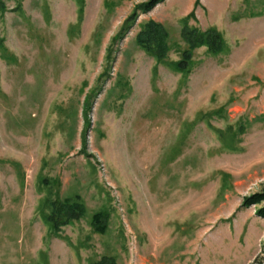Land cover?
Instances as JSON below:
<instances>
[{
  "label": "rangeland",
  "instance_id": "374dc122",
  "mask_svg": "<svg viewBox=\"0 0 264 264\" xmlns=\"http://www.w3.org/2000/svg\"><path fill=\"white\" fill-rule=\"evenodd\" d=\"M6 0L0 18V264H250L264 248V0ZM197 1L199 4H197ZM215 28L226 51H195L182 19ZM168 63L136 43L149 20ZM87 215L54 235L49 202ZM110 214L106 233L91 225Z\"/></svg>",
  "mask_w": 264,
  "mask_h": 264
},
{
  "label": "trees",
  "instance_id": "16d2710c",
  "mask_svg": "<svg viewBox=\"0 0 264 264\" xmlns=\"http://www.w3.org/2000/svg\"><path fill=\"white\" fill-rule=\"evenodd\" d=\"M166 0H147L135 6L133 12L124 22L120 32L114 38L115 42L121 41L136 25L141 15L149 14L156 7L165 3ZM197 4L199 2L197 1ZM10 10L6 0H0V18H3ZM194 12L182 19L180 36L186 44V48L181 53L180 60L168 63L170 46V34L167 28L160 22L149 20L146 22L136 36L137 45L157 64H166L179 73H188L191 69L195 51L206 48V52L211 56H219L226 51V42L223 35L215 28L203 30L199 27L191 26L189 21L195 19ZM4 47V39L0 36V48ZM4 49V48H3ZM241 208L259 206L256 210L258 217L264 220V189L262 192L244 197ZM50 212L46 215L45 221L51 232L57 237L62 229L73 222L79 221L87 215V207L81 198L61 200L56 198L49 202ZM110 214L106 211L95 213L92 216L91 225L98 234H104L109 228ZM93 264H118L114 257H103ZM250 264H264V248L262 252Z\"/></svg>",
  "mask_w": 264,
  "mask_h": 264
},
{
  "label": "crops",
  "instance_id": "0c3cea01",
  "mask_svg": "<svg viewBox=\"0 0 264 264\" xmlns=\"http://www.w3.org/2000/svg\"><path fill=\"white\" fill-rule=\"evenodd\" d=\"M173 0H166V2L165 3H170V2H172ZM162 5V4H161Z\"/></svg>",
  "mask_w": 264,
  "mask_h": 264
}]
</instances>
